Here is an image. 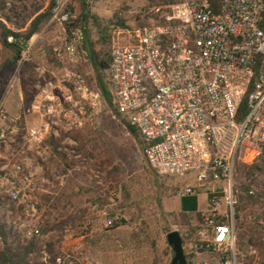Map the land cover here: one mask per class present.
<instances>
[{"label": "built area", "instance_id": "1", "mask_svg": "<svg viewBox=\"0 0 264 264\" xmlns=\"http://www.w3.org/2000/svg\"><path fill=\"white\" fill-rule=\"evenodd\" d=\"M74 1H54L45 31L74 24ZM120 34L129 39L113 46L109 68L118 114L138 131L146 163L158 177L191 174L203 186L225 185L221 197L208 199L204 228L210 237L199 248L215 264H245L233 176L238 164L264 153V0H187L164 23ZM75 39L42 50L37 92L21 116L8 118L0 103L6 125L0 127V247L40 250L42 264H82L86 258L83 239H73L69 228L62 253L52 259L47 252L42 165L33 166L45 161L51 141L77 133L107 109L101 93L72 66ZM8 41L23 49L18 72L31 61L34 43ZM196 190L188 186L179 198ZM249 249L250 257L257 255L254 246ZM34 256L29 254L31 264Z\"/></svg>", "mask_w": 264, "mask_h": 264}, {"label": "rangeland", "instance_id": "2", "mask_svg": "<svg viewBox=\"0 0 264 264\" xmlns=\"http://www.w3.org/2000/svg\"><path fill=\"white\" fill-rule=\"evenodd\" d=\"M54 1L0 0L2 83L8 73L12 74L4 85V92L0 93L2 111L8 118L21 116L32 104L37 92L36 69L45 66L42 50L74 36L77 62L72 66L81 70L91 83H96L98 70L83 43L84 29L91 52L99 61H107L113 46L129 39L120 33L157 24L172 13L174 6L187 0H75L73 25L80 19L83 6L89 10L86 25L78 30L66 28L64 31L55 27L45 31ZM43 16L45 18L39 20ZM5 30L22 38L32 33L25 39L34 43L32 59L18 72V63L13 61L14 51L4 45ZM107 82L110 83L109 73ZM5 126L1 119L0 127ZM25 126L23 121L20 128ZM53 144L51 141L45 161L39 159L33 165L35 168L38 163L42 165L39 196L49 211L45 241L52 244V254L49 247L47 250L52 259L62 253V235L69 228L73 239L84 241L86 258L82 264H172L174 252L167 236L177 231L183 237L188 263L215 264L214 256L200 250L199 245L210 237L204 228L209 196L221 192L225 188L223 183L203 186L196 175L191 174L158 177L148 167L138 141L108 105L105 113L88 120L80 131L58 139L56 152ZM257 160L238 164L233 176L237 236L241 225L250 227L257 214L264 213V203L244 192L247 182L238 171ZM263 181L259 178L251 191L256 194L264 189ZM188 186L197 189L198 213L183 214L181 211L179 192ZM121 221L126 224L114 229L113 224ZM255 243L256 256H249V248L241 251L246 255V262L264 264V235ZM7 250L20 251L0 247V259ZM32 253H35L33 264H42L41 251ZM27 261L31 264L29 255Z\"/></svg>", "mask_w": 264, "mask_h": 264}, {"label": "trees", "instance_id": "3", "mask_svg": "<svg viewBox=\"0 0 264 264\" xmlns=\"http://www.w3.org/2000/svg\"><path fill=\"white\" fill-rule=\"evenodd\" d=\"M213 4H216V0H210ZM175 1L171 2L174 3ZM88 8L83 6L82 8V14L79 20L76 21L75 25L70 26L69 29H74V30H78L80 27H84V25H86L87 22V14L88 12ZM45 18V16H43L40 19ZM160 23H164V20H161L160 22H157V24ZM37 22H35L33 24V31L35 30V26H36ZM146 26V25H142L141 27ZM70 34L72 32H69ZM32 33L29 35H27L26 37L22 38L19 34L10 32L5 30L4 34H3V39H4V45L10 49H12L14 51V64H17L22 56V52L23 49L20 46V43L17 42H8L9 38H13L16 40H22L24 39V41H26V38L31 37ZM23 41V42H24ZM84 43V42H83ZM86 48V47H85ZM88 52V51H87ZM91 55L93 57H91V59L94 61L97 70H98V74H97V82L96 83H91L93 85V87L99 91L102 95V97L105 99L107 105L109 106V108L113 111V113H115V115L122 120V122L124 123L127 131L129 132V134L138 141V143L141 146V141H140V135L138 133V131L131 127L119 114L117 111V108L113 102L114 99V90H113V86L112 83L110 81L107 82V77H108V73H109V68H110V54H109V58L107 59V61H102V60H98V56L94 55L91 52ZM79 70V69H77ZM81 73H83L81 70H79ZM84 74V73H83ZM110 76V75H109ZM12 77L11 73H8L6 75V77L4 78V83L3 79H0V93H3L5 88L4 85L6 83H8L10 81ZM90 81V80H89ZM52 143H54L52 146L54 148V151L56 152L57 148H58V144H56V141H52ZM146 161V160H145ZM239 172H242V174L244 175L245 181L247 182V185H245V187H243L244 192H246V194H248L249 196H252L253 199H257L258 201L264 203V189H262L259 193H254L253 191H251V188L257 184L258 179L262 178L264 179V153L258 158V160L252 165V166H244V167H240L238 169ZM155 174V173H154ZM264 182V181H263ZM263 187H264V183H263ZM252 192V194H250ZM239 194V193H238ZM213 197H221L220 193L219 194H212L209 196V200H211ZM241 195L238 198L241 199ZM238 207V206H237ZM181 211L183 214H192V213H198L199 212V196L195 195V196H189V197H185L181 199ZM239 219V217L237 218V220ZM126 223L121 221V222H116L113 224V228L114 229H118L119 227L125 225ZM241 232L238 234L237 236V241H238V245L240 247V249H248L251 246H257V243H255V240L258 238H262V235H264V213H259L256 216V219L254 220V223L249 227V226H245L244 224L241 225L240 228ZM49 248H50V252L52 254V244L49 243ZM36 249L34 248H25V249H20L19 252L17 253H13L10 251H6L1 259H0V264H28L27 261V257L30 253L35 252ZM250 261V260H249ZM247 261L246 264H250V262ZM191 264V263H189Z\"/></svg>", "mask_w": 264, "mask_h": 264}, {"label": "water", "instance_id": "4", "mask_svg": "<svg viewBox=\"0 0 264 264\" xmlns=\"http://www.w3.org/2000/svg\"><path fill=\"white\" fill-rule=\"evenodd\" d=\"M82 39L89 54H91L90 42L87 35V30L82 31ZM169 246L174 252L172 264H189L184 251V240L179 232H172L167 236Z\"/></svg>", "mask_w": 264, "mask_h": 264}, {"label": "crops", "instance_id": "5", "mask_svg": "<svg viewBox=\"0 0 264 264\" xmlns=\"http://www.w3.org/2000/svg\"><path fill=\"white\" fill-rule=\"evenodd\" d=\"M180 205H181V202H180Z\"/></svg>", "mask_w": 264, "mask_h": 264}, {"label": "flooded vegetation", "instance_id": "6", "mask_svg": "<svg viewBox=\"0 0 264 264\" xmlns=\"http://www.w3.org/2000/svg\"><path fill=\"white\" fill-rule=\"evenodd\" d=\"M91 55V54H90Z\"/></svg>", "mask_w": 264, "mask_h": 264}]
</instances>
